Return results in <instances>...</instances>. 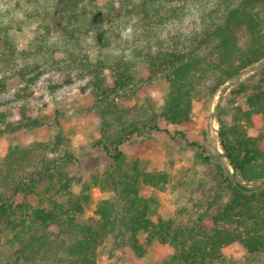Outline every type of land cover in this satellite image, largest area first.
Instances as JSON below:
<instances>
[{
    "label": "rangeland",
    "instance_id": "obj_1",
    "mask_svg": "<svg viewBox=\"0 0 264 264\" xmlns=\"http://www.w3.org/2000/svg\"><path fill=\"white\" fill-rule=\"evenodd\" d=\"M18 2L22 1L0 0V13L10 20L11 15L13 20H23L24 14L16 7ZM131 3L128 0H95V5L107 16L103 20L109 24L107 30H114L118 35L114 34L116 37L110 40L111 46L107 49H100L91 35L79 38L75 48L77 55L84 62L86 57L89 65H94L97 60L105 64L97 72L90 74L82 68L67 66L64 51L74 40L63 31L62 16L54 17L52 12L45 19L50 23L46 65L26 77L37 75L34 83L27 85L21 79L19 67L0 72V113L6 114V123L20 121V109H25L26 116L37 123V127L30 131L7 128L0 134V192L10 184L7 170L13 165L12 149L16 148L24 159L30 160L31 170L53 171L54 167H60V173L65 176L61 183H72L70 191L75 196L84 193L90 198L82 224L74 228L79 233L85 220L92 216L94 207L102 200L114 197L116 183L112 175L116 164L113 157L120 152L128 167L165 178V182L152 188L142 186V191L148 198L159 199V216L165 220L167 228H175L181 217L191 215L196 219L200 215L203 220L197 225L195 235L201 236L210 233L214 224L221 221L225 203L233 191L229 183L233 171L223 157L225 152L220 146L215 117L220 115L231 122L233 117L246 110L244 96L235 91L240 86L246 87L248 93L256 86L264 87V65L234 80L236 75L249 69L244 70L238 61L231 62L225 70L229 79L216 94L209 91L212 82L207 81L189 104L182 106L187 122L180 124L175 121L178 111L166 110L163 102L169 91L183 86L182 81L170 66L155 71L146 60H136V57L147 51L158 57H167L173 65L185 60L190 47L187 39L201 29L207 9L211 7L220 9L231 19L243 53L251 43L256 22L244 0H188L179 14L173 15L167 9L160 11L161 18L154 19L157 24L143 28L136 14L133 11L128 13L130 8H125ZM163 4L164 7H181L180 3ZM207 24L210 23L207 21ZM66 27L70 31V26ZM13 28L15 39L23 47L33 27L27 29L23 26L21 32L17 26L13 25ZM220 35V26L216 24L210 29L209 36L216 41ZM122 49L127 50L124 55L130 56L127 59L131 65L128 66L123 58L122 67L116 70V57ZM260 49L264 55V39ZM57 62L62 65L55 66ZM125 67L130 69L125 70ZM104 100L113 102L119 109H130L125 117L147 125L148 129L116 146L112 141L115 128L109 127L108 134L102 130L99 104ZM241 125L248 138L264 135L261 118H255L253 128ZM260 149L264 152V139ZM237 180L241 181L239 176ZM46 183L44 180L33 195H17L16 203L46 208L49 198L63 202L60 193L54 191L57 186L49 194L45 192ZM241 183L247 188L258 185ZM206 202L213 203L210 209H207ZM137 217L141 218L142 214ZM147 219L154 221L155 217ZM3 226L0 225V229ZM3 231L0 235V264H24L7 242L10 233L4 228ZM219 249L223 264H264V251L254 253L238 244ZM172 254L169 247L157 244L148 249L147 261L138 260L130 252L121 231H116L100 246L97 264H155L164 262ZM198 260V255L191 254L180 264H197Z\"/></svg>",
    "mask_w": 264,
    "mask_h": 264
},
{
    "label": "trees",
    "instance_id": "obj_2",
    "mask_svg": "<svg viewBox=\"0 0 264 264\" xmlns=\"http://www.w3.org/2000/svg\"><path fill=\"white\" fill-rule=\"evenodd\" d=\"M21 1L16 3V7L24 14L23 20H13V15L10 20L0 13L1 73L19 67L21 79L27 85L34 83L37 75L26 77L43 66L49 57L50 23L45 19L49 18L51 12L54 17L62 16V29L74 40L67 51H64L68 59L67 66L82 68L90 74L105 67V64L98 60L94 65H89L84 57L89 65L87 66L75 49L79 38L83 36H93L100 49L109 48L110 40L118 36L116 31L107 30L106 26L109 24L103 21L107 16L95 5V0ZM128 1L132 3L126 5L125 8H130L127 12L133 11L141 27L148 28L157 24L154 19L161 18L160 11L167 9L173 15L179 14L188 0H139L137 3L136 0ZM244 2L256 22L246 53L238 46L231 19L220 9L211 7L206 12V20L210 24L208 25L206 20L202 21L201 29L187 39L190 47L187 49L185 60L173 65L167 57H158L147 51L137 55L136 60H146L155 71L160 72L170 66L171 71L182 81L183 86L169 91L163 102L166 110L178 111L176 123L187 122V115L182 106L189 104L203 83L212 82L209 88L212 94L220 90L229 79L225 70L231 62L238 61L244 70H250L264 61L260 49L264 39V0ZM163 3H180L181 7H164ZM9 15L7 13V16ZM216 24L220 26L221 35L216 41H212L209 32ZM13 25L17 26L19 32L23 26L27 29L33 27L31 36L26 38L23 47H20L15 39ZM66 26H70V31ZM41 29L43 31H40ZM120 52L116 57V70L122 67L123 58L126 63L131 62L127 59L130 56L124 55L127 53L126 49ZM59 65L62 64H55ZM130 65L131 63L128 66ZM129 69L125 67V70ZM235 92L244 96L246 110L233 117L231 122H227L220 115L215 117L220 146L225 152L223 157L233 171L229 181L233 191L225 203L223 218L214 224L210 233L195 235L197 225L203 220L200 215L196 219L191 215L181 217L175 228L168 229L165 220L159 216V199L154 196L148 198L142 191V186L152 188L165 182V178L144 174L137 167H128L120 152L113 157L116 164L112 175L116 183L114 197L99 202L94 207L92 216L85 220L82 231L77 233L74 228L82 224L90 206V198L84 193L75 196L70 191L72 183H61L65 176L60 173V167H54L53 171L31 170L30 160L24 159L15 148L11 151L13 165L7 170L10 184L0 192V225L3 224L4 230L10 233L7 242L14 248L17 259L24 264H97L100 246L116 231H121L130 252L141 261H147L148 249L157 244L169 247L173 252L172 256L162 263L155 264H180L191 254L198 255L197 264H223L219 247L233 244L254 253L263 252L264 152L260 149V143L264 135L248 138L241 124L253 128L255 118L264 121V87L256 86L248 93L246 87L240 86ZM99 105L103 133L108 134L110 128H115L112 141L116 146L148 129L147 125L125 117L130 109H119L107 100ZM19 116L20 121L12 124L6 123V114L0 113V134L7 128L12 131H30L37 127V123L26 116L25 109L19 110ZM238 176L241 181L237 180ZM44 180H47L45 192L49 194L51 189L57 186L54 191L56 194L60 193V197L64 198L63 202L49 198L46 208H33L16 203L17 195L28 197L35 194ZM241 182L258 185L247 188ZM212 204L206 202L207 209H210ZM139 214H142L141 218L137 217ZM148 217L155 219L149 221ZM3 228L0 229V235L4 232Z\"/></svg>",
    "mask_w": 264,
    "mask_h": 264
},
{
    "label": "water",
    "instance_id": "obj_3",
    "mask_svg": "<svg viewBox=\"0 0 264 264\" xmlns=\"http://www.w3.org/2000/svg\"><path fill=\"white\" fill-rule=\"evenodd\" d=\"M263 65H264V61L262 63H260L257 67L252 68V69L248 70L247 72H244V73H241V74L236 75L234 77V80L235 79H239L240 77L244 76L247 73H253V72H255L256 70L260 69ZM212 120H213V115H212Z\"/></svg>",
    "mask_w": 264,
    "mask_h": 264
}]
</instances>
